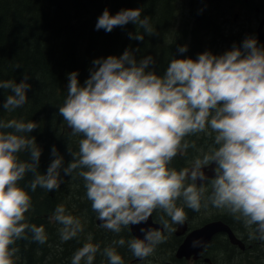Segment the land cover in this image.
I'll return each mask as SVG.
<instances>
[{
	"label": "clouds",
	"instance_id": "9594fccd",
	"mask_svg": "<svg viewBox=\"0 0 264 264\" xmlns=\"http://www.w3.org/2000/svg\"><path fill=\"white\" fill-rule=\"evenodd\" d=\"M132 23L148 36L157 34L142 9H121L111 15L107 8L97 18L96 30L107 33L115 27ZM132 40L144 36L129 32ZM139 48H126L119 55L96 58L83 85L79 72L66 74L67 96L58 108L72 135L81 136L78 151H67L72 159L65 166L64 157L55 145L46 173L39 168L42 149L32 133L38 122L0 119V264H15L21 239L45 244L44 226L26 221L33 209L28 191L20 185L27 173L33 174L28 187L48 192L60 189L65 176L75 172L83 179L86 198L101 226L119 234L122 229L146 224L154 211L160 217V229L141 227L143 239L127 241L132 254L143 260L151 256L161 243L164 232L171 234L172 225L187 220L184 206L193 211L208 207L224 209L248 230V239L264 242V45L254 36L216 55L204 51L197 58H173L163 74L152 66L154 57L137 60ZM179 53L188 51L178 46ZM19 68V65H17ZM30 76L23 74L17 83L0 81V89L10 90L0 108L7 112L23 107L27 101ZM12 129V131H7ZM204 133L213 137L214 147L197 158L191 169L177 171L169 165L182 149L189 147L185 138ZM26 152L29 161L18 154ZM214 175L205 169L212 164ZM186 181H191L186 183ZM210 184L208 191L205 183ZM61 225L62 242L77 238L84 231L79 218L67 214L63 204L57 205L50 217ZM92 236L71 257V264H94L100 252ZM124 246L123 238L113 241ZM200 239L192 247L203 246ZM102 254L108 264H124L114 247H105Z\"/></svg>",
	"mask_w": 264,
	"mask_h": 264
},
{
	"label": "trees",
	"instance_id": "16d2710c",
	"mask_svg": "<svg viewBox=\"0 0 264 264\" xmlns=\"http://www.w3.org/2000/svg\"><path fill=\"white\" fill-rule=\"evenodd\" d=\"M227 2L188 0L185 11L193 25L188 29L177 23L179 0H0V81L19 83L23 74H27L30 76L27 83L31 85L26 93L27 103L12 112L0 108V119L38 122L37 129L22 135L34 136L42 149L37 169L40 174L46 173L54 159L51 156L53 145L64 157L66 166L72 159L67 147L77 152L78 141L82 138L72 135L66 121L58 113L67 96L66 74L78 70V80L83 85L94 59L119 56L126 48H139L135 52L137 60L148 55L154 57L156 64L152 67L161 75L174 57L195 60L204 51L214 54L212 40L220 38L219 22L223 19L218 13L216 17L213 7L222 10L227 7ZM105 8L111 15L121 9L141 8L142 18L145 15L149 17L157 34L148 36L144 29L132 23L123 28L115 27L110 33L96 30L97 18ZM136 30L144 36L143 41L129 38L128 33H135ZM181 45H187L188 51L179 53L177 48ZM10 94V90L0 89V106ZM18 156L21 161H29L26 152ZM176 158L170 163V168L179 163L175 162ZM61 176L64 182L59 190L53 192L40 187L32 192L28 187L33 179L30 172L20 182L29 192L33 205V209L25 214L26 221L44 226L48 240L41 245L32 242L31 233H26L29 238L18 240L14 245L19 249L14 257L15 264H71L73 253L89 242V234L92 236L90 242L100 246L94 264H108L102 252L111 239L106 238L105 228L96 222V213L85 195L83 179L75 172L71 177L61 172ZM60 204L65 206L67 214L79 218L84 226V231L77 238L64 242L58 232L61 225L50 220ZM154 213L157 218L162 211ZM124 238L126 243L120 247L126 252L121 256L131 252L127 247L129 239ZM226 249L224 244L223 250ZM255 254L258 262L264 264V242Z\"/></svg>",
	"mask_w": 264,
	"mask_h": 264
},
{
	"label": "flooded vegetation",
	"instance_id": "af4514ba",
	"mask_svg": "<svg viewBox=\"0 0 264 264\" xmlns=\"http://www.w3.org/2000/svg\"><path fill=\"white\" fill-rule=\"evenodd\" d=\"M231 7L227 10V19L228 23L234 27V23L237 27L240 26L239 29H235L232 32H230V40H226L228 42V49L232 47V45L235 43L237 46L241 44L243 39L247 36H254L257 38L258 43L260 45H264V0H258L257 2H254V5L249 0H232ZM223 19V18H222ZM224 20V19H223ZM239 22V23H236ZM230 42V43H229ZM189 140L193 141L192 143V149L194 151V156L196 155V152L198 151H204L205 146H213V137L208 136L206 134L203 135V137L198 140L194 135L188 136ZM205 143V144H203ZM188 152V148L186 149ZM183 154L178 153L177 159L179 163L178 165L182 166V169H185L187 166V156L185 155V152L182 151ZM203 156V155H202ZM198 156V157H202ZM212 168L209 166L205 169L206 174L211 177L214 175V167L215 164H212ZM191 181H186V183H190ZM205 186L207 188V192L205 194V200L207 198V195L210 194L211 186L207 182L205 183ZM177 206L184 207L185 212L187 215V220L183 225H172V227L175 229L171 234L164 232V235L167 237L166 242L159 244L156 246L155 251L153 254L146 259H139L135 257L132 252H130L131 257L124 262V264H204V263H210L214 264L212 259H215V257L212 254H215V252L222 251L223 253H229L230 251H224L223 245L226 244L227 248L232 247L237 244H233L229 241L226 232H218L209 242H207L203 248L200 254L194 256V254H191L190 256H185L180 254L179 249L180 246L183 244L185 237L189 232H191L194 229L199 228L200 226L213 221V220H221L223 223L229 226V228L233 231L235 236L239 238L244 243L243 250H246L247 248H250V244L247 243L248 241V230L245 229L243 223L238 220H229V217L232 216L231 214L223 215L218 217L219 219H216L215 216L212 217L209 221L199 224L200 222H196L193 220L195 218V214L200 213L205 207H201L200 211L198 213L196 211H193L190 208H187L184 206L183 201L179 200L177 202ZM208 206H211L209 203ZM199 215V214H198ZM164 216V219L168 220L171 224V220L169 217L162 214L157 217V219H152L153 221L157 222L159 224V227H156V229H160L163 232V229L160 224V217ZM233 217V216H232ZM102 227V226H101ZM103 228V227H102ZM125 230H122L121 238L125 239L124 237L131 239H136L131 230L130 227L124 228ZM106 230V229H105ZM104 230V231H105ZM120 247V246H119ZM121 248V247H120ZM126 251H122V248L118 253L121 255L122 253H125ZM127 254V253H126ZM129 254V253H128ZM122 258L124 260V256L122 255Z\"/></svg>",
	"mask_w": 264,
	"mask_h": 264
},
{
	"label": "rangeland",
	"instance_id": "374dc122",
	"mask_svg": "<svg viewBox=\"0 0 264 264\" xmlns=\"http://www.w3.org/2000/svg\"><path fill=\"white\" fill-rule=\"evenodd\" d=\"M249 1L252 2L254 5V2H257L258 0H249ZM187 3H188V0H179L177 23L183 24V25H185L186 28L191 29V27L193 25H192L191 20L188 18L186 11H185L186 7H188ZM231 5H233L232 0H228L227 7L222 9V10L220 9L218 11L216 6L213 7V13L216 15V17H217V13H218L220 15V18L224 19L221 22H219V31H221L220 38H215L214 40H212L213 41L212 43L214 44V47H215L214 54H216V55L223 54L226 50H229L228 49V42L226 40L231 39L230 38V36H231L230 32H232L235 29L240 28V26L237 27L235 23H234V27H232L228 23V21H226L227 16H228L227 10L231 7ZM218 20L219 19L217 18L216 22ZM236 23H239V22H236ZM203 135H204V133H198V134H195L194 136L198 140H200L203 137ZM188 139H189L188 137L185 138V142H187L189 145L188 152L186 151V149H182L181 151L185 152V155L188 158L186 168L191 169L193 166L194 160L197 158H200L198 156H202L204 153L209 152L213 148V146L212 145L211 146H205L204 151H198V152H196V155H198V156H194V151L192 149V143H193L194 139L191 142H189ZM203 144H205V143H203ZM177 161H178V159L176 158L175 162L177 163ZM172 168H175L177 171H179L183 167L176 164V165H172ZM177 202H179V200ZM198 214H195V216H194L195 218H193V220L196 222H200L199 224H202V223H205V222L209 221L210 219H212L213 216H215L216 219H219L218 217L223 216L225 214L228 215L230 213H228L227 210H224V209H216L212 206H208V207L204 208ZM227 217H229V220L234 219L230 215ZM96 218H97V216H96ZM153 219L154 220L157 219L155 217L154 212H153ZM104 233H105L106 238L107 239L110 238L112 241V242L110 241L108 247H114L117 252L120 251L121 248L119 247V245L114 244L113 241L119 240L121 238V233L116 234L110 230H105ZM246 242L251 245L250 248H247L246 250L241 249L238 245H234L232 247L229 246V248H227L225 251H230V252L226 253V254L223 253L222 251L218 250V252H215V256H214V254H212L215 257V259H212L213 263L214 264H260L258 262L257 255L255 253H256L257 249L260 248L262 242L259 240H251V241L248 240ZM123 256H124V262H126L131 257L130 253L124 254ZM104 257H106V256H103V258ZM82 264H83V262H82ZM204 264H208V263H204Z\"/></svg>",
	"mask_w": 264,
	"mask_h": 264
},
{
	"label": "water",
	"instance_id": "95a60500",
	"mask_svg": "<svg viewBox=\"0 0 264 264\" xmlns=\"http://www.w3.org/2000/svg\"><path fill=\"white\" fill-rule=\"evenodd\" d=\"M213 165H210L209 167L212 168ZM98 225H101V222L97 219L96 220ZM130 230L133 234V236L136 239H143V233L140 231L141 227H151L153 229H156V227H159V224L155 221H153L152 216L149 218L146 224L141 225H133L129 226ZM218 232H226L227 237L229 241L233 244H237L241 249L244 248V243L235 236L233 231L229 228L228 225L223 223L221 220H213L210 221L201 227L192 230L187 234L185 237V240L183 244L180 246L179 252L182 255L190 256L191 254H194V256L201 253L203 246L211 240L213 235H215ZM195 239H200L204 242L203 246L193 248L192 247V241Z\"/></svg>",
	"mask_w": 264,
	"mask_h": 264
}]
</instances>
